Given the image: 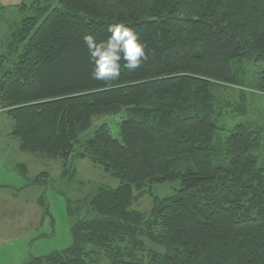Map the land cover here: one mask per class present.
<instances>
[{"label": "trees", "instance_id": "1", "mask_svg": "<svg viewBox=\"0 0 264 264\" xmlns=\"http://www.w3.org/2000/svg\"><path fill=\"white\" fill-rule=\"evenodd\" d=\"M32 8L9 41L16 59L0 63V110L22 151L63 161L64 177L74 157L89 159L119 185L79 208L69 202L71 246L28 264H264L257 137L246 121L220 138L212 89L244 87L249 62L261 67L253 91L264 94V0H42ZM118 22L139 33L147 58L117 80H96L83 35L104 39ZM247 98L237 113L248 112ZM122 114L121 141L103 124L80 145L95 118ZM176 181L180 189L155 198L149 214L133 209L146 189Z\"/></svg>", "mask_w": 264, "mask_h": 264}, {"label": "rangeland", "instance_id": "2", "mask_svg": "<svg viewBox=\"0 0 264 264\" xmlns=\"http://www.w3.org/2000/svg\"><path fill=\"white\" fill-rule=\"evenodd\" d=\"M39 1L42 0H0V63L4 66L10 65L5 56H9L12 63L16 59V55L8 52L13 32L24 18L35 14L32 5ZM242 68L244 87L219 84L212 87L216 113L223 114L218 126L226 130L220 138H227L235 126L250 122L257 137L252 140L255 142L253 154L263 162L264 94L253 91L259 84L261 67L244 62ZM244 95L248 97L245 115L237 113L236 109L240 107L239 98ZM125 118L124 114L95 118L92 129L80 137V145L103 124L109 126L114 139L121 141L119 124ZM20 145L13 135L12 119L0 110V264H28L33 259L66 250L72 243L68 203L79 208V203H89L99 188L119 185V181L106 174L99 165L77 157L69 162V173L64 177L63 161L24 152ZM217 150L220 153L221 147ZM37 180L40 184H36ZM179 189L180 181L154 185L152 191L146 192V189L145 194L140 195L133 209L149 214L155 198H166Z\"/></svg>", "mask_w": 264, "mask_h": 264}, {"label": "clouds", "instance_id": "3", "mask_svg": "<svg viewBox=\"0 0 264 264\" xmlns=\"http://www.w3.org/2000/svg\"><path fill=\"white\" fill-rule=\"evenodd\" d=\"M83 42L93 66L92 77L99 81L117 80L122 67L135 70L147 58L139 33L124 22L110 24L104 39L89 33L83 35Z\"/></svg>", "mask_w": 264, "mask_h": 264}, {"label": "crops", "instance_id": "4", "mask_svg": "<svg viewBox=\"0 0 264 264\" xmlns=\"http://www.w3.org/2000/svg\"><path fill=\"white\" fill-rule=\"evenodd\" d=\"M0 189H1V187H0Z\"/></svg>", "mask_w": 264, "mask_h": 264}]
</instances>
